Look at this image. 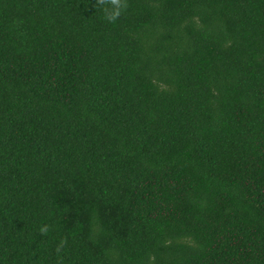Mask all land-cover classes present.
<instances>
[{"label": "trees", "instance_id": "16d2710c", "mask_svg": "<svg viewBox=\"0 0 264 264\" xmlns=\"http://www.w3.org/2000/svg\"><path fill=\"white\" fill-rule=\"evenodd\" d=\"M127 3L0 0V264H264V0Z\"/></svg>", "mask_w": 264, "mask_h": 264}, {"label": "clouds", "instance_id": "9594fccd", "mask_svg": "<svg viewBox=\"0 0 264 264\" xmlns=\"http://www.w3.org/2000/svg\"><path fill=\"white\" fill-rule=\"evenodd\" d=\"M97 5H105L103 8L105 19L109 22H115L116 19L125 11L128 7L127 0H97ZM47 226L40 229L41 234H47ZM66 241L62 240L57 247V252L65 245Z\"/></svg>", "mask_w": 264, "mask_h": 264}]
</instances>
